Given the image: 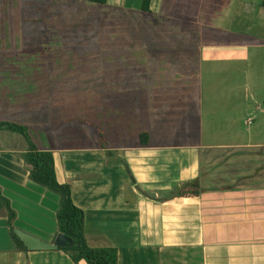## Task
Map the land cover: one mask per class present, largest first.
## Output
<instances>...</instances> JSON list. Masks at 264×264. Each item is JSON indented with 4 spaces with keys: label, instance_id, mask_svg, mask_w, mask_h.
Here are the masks:
<instances>
[{
    "label": "crops",
    "instance_id": "crops-1",
    "mask_svg": "<svg viewBox=\"0 0 264 264\" xmlns=\"http://www.w3.org/2000/svg\"><path fill=\"white\" fill-rule=\"evenodd\" d=\"M15 22L12 45L0 39V121L25 125L38 149L52 151L58 182L71 185L73 202L84 211L90 246H115L118 264H264V151L243 150L264 145L198 143L204 134L199 102L226 90L218 86L221 67H213L229 59L248 62L252 44L238 35L210 43L190 39L177 43V59L161 60L160 71H149L148 63L161 65L148 60L132 71L133 59L125 63L119 53L122 78L107 90L108 122L101 124L106 118L95 110V122L81 118L59 132L62 119L47 115V76L54 72L37 65L47 62V53L23 50V28ZM238 73L244 88L248 73ZM123 78L132 80L124 84ZM135 123L141 130L125 144ZM142 132L149 135L146 145ZM27 149L20 133L0 129V194L16 211L15 227L53 243L60 196L29 179ZM195 178L199 195L167 198L173 186ZM1 195L0 264H75L58 248L19 250Z\"/></svg>",
    "mask_w": 264,
    "mask_h": 264
},
{
    "label": "rangeland",
    "instance_id": "rangeland-1",
    "mask_svg": "<svg viewBox=\"0 0 264 264\" xmlns=\"http://www.w3.org/2000/svg\"><path fill=\"white\" fill-rule=\"evenodd\" d=\"M107 2L0 1V39L3 35L7 46L12 45L16 18L23 28L21 48L33 50L36 55L47 53V62L38 61L37 65L54 72L47 76V115L53 113L48 117L53 121L62 119L59 132L72 128L74 121L76 125L83 123L81 118L95 122V110L106 118L101 124L108 122L106 110L111 94L107 90L122 78H118L122 75L120 61H116L119 53L124 54L125 63L133 59L128 66L132 71L140 70L146 60L160 62L161 67L148 63L149 71H160L166 60L177 59V43L183 47L190 39L199 43L231 41L238 35L252 44L251 57L248 62L236 64L229 59L213 67L216 72L221 67L218 86L226 90L219 88L217 94H205L208 102H199L204 134L198 143L264 145V15L260 0H151L149 13L136 7L141 0H127L125 6L124 0ZM255 7L253 13L248 11ZM202 70L206 69L201 64V75ZM239 71L249 76L244 88L242 81L246 79ZM123 79L124 84L132 80ZM200 84L207 83L203 80ZM158 85H147L148 91ZM86 107L90 110L82 109ZM70 117L73 122L67 123ZM248 118L252 119L250 125L245 123ZM130 128L131 136L125 144L141 130L136 123ZM247 149L264 151V147L243 150Z\"/></svg>",
    "mask_w": 264,
    "mask_h": 264
},
{
    "label": "trees",
    "instance_id": "trees-1",
    "mask_svg": "<svg viewBox=\"0 0 264 264\" xmlns=\"http://www.w3.org/2000/svg\"><path fill=\"white\" fill-rule=\"evenodd\" d=\"M87 1L105 4L108 0ZM150 4L151 0H141L140 10L146 13L151 12ZM260 6L264 15V0H260ZM0 129H8L25 137L28 141V149L22 153V156L28 165L29 179L60 196L59 207L56 211L57 235H64L67 243L59 246L58 249L66 252L75 264H78L81 259L85 260L87 264H118V250L115 246L96 247L88 244L84 232V211L73 202L71 185L58 182L55 175L52 151L38 149L32 142L25 125L0 121ZM99 135L103 134L99 133ZM139 138L141 145L148 144L149 135L147 132L140 133ZM202 191L203 188L199 179L195 178L173 186L167 198L197 196ZM1 199L8 211V225L11 236L17 248L27 253L29 249L14 232L16 228L14 226L16 211L11 207L7 198L1 195Z\"/></svg>",
    "mask_w": 264,
    "mask_h": 264
},
{
    "label": "water",
    "instance_id": "water-1",
    "mask_svg": "<svg viewBox=\"0 0 264 264\" xmlns=\"http://www.w3.org/2000/svg\"><path fill=\"white\" fill-rule=\"evenodd\" d=\"M14 232L29 250L57 249L59 246L67 243L62 234H58L57 237H55L54 242L49 243L17 227L14 229Z\"/></svg>",
    "mask_w": 264,
    "mask_h": 264
},
{
    "label": "built area",
    "instance_id": "built-area-1",
    "mask_svg": "<svg viewBox=\"0 0 264 264\" xmlns=\"http://www.w3.org/2000/svg\"><path fill=\"white\" fill-rule=\"evenodd\" d=\"M251 123H252V119H251V118H248V119L246 120V124L250 125Z\"/></svg>",
    "mask_w": 264,
    "mask_h": 264
}]
</instances>
